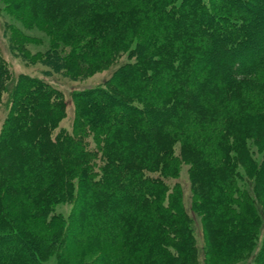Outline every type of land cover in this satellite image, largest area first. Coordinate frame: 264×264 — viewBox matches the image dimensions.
Returning a JSON list of instances; mask_svg holds the SVG:
<instances>
[{"label":"trees","instance_id":"trees-1","mask_svg":"<svg viewBox=\"0 0 264 264\" xmlns=\"http://www.w3.org/2000/svg\"><path fill=\"white\" fill-rule=\"evenodd\" d=\"M12 2L73 46L68 56L53 47V72L85 77L136 46L104 85L73 94L72 131L60 126L62 92L15 78L0 58V191L39 213L24 227L0 199V264H44L51 249L57 264H76L74 242L123 247L122 264H185L194 217L168 182L183 165L212 246L264 264V239L251 238L254 222L264 233V0ZM68 200L78 210L64 220L56 207Z\"/></svg>","mask_w":264,"mask_h":264},{"label":"rangeland","instance_id":"rangeland-1","mask_svg":"<svg viewBox=\"0 0 264 264\" xmlns=\"http://www.w3.org/2000/svg\"><path fill=\"white\" fill-rule=\"evenodd\" d=\"M260 10L264 11V4L262 3H260ZM260 34H262L261 27H259L256 31V36ZM57 37H59V33H57L54 28L49 25H43L32 19L30 16H27L21 10L17 9L12 0H0V58H2L7 63L15 78H18L21 75L36 77L46 81L62 92L67 104L68 116L62 120L60 126L64 129L72 131L75 113V103L72 97L73 94L88 88H96L98 86L104 85L114 75V73L119 70L120 67L129 62L130 58L132 59L131 52H134L136 45H132V47L127 52L117 57L115 61L104 66H100L98 69L91 71L88 70L87 74L85 72L82 73L85 75V77H81L71 73L68 66L66 67L68 70H61L56 73L44 63V61H47L52 57L51 52L55 46L59 47L57 52L62 53L65 56H68L72 51L73 46H68L57 42ZM217 57L219 59L223 58L219 55ZM43 58H45V60ZM49 63H51V61ZM77 63H80L79 60ZM52 64L54 63L52 62ZM47 73L49 75H47ZM7 101L8 97L5 96L4 103L0 109V133L4 123L6 122L9 112L7 108ZM248 145L251 148L250 151L255 155V158L261 161L262 155L258 154L255 144L249 141ZM177 152H179L178 149ZM1 158L4 159L3 156H1ZM177 177L178 178L176 179L168 180L170 189L173 190L177 184L182 186L181 195L185 203L184 206L189 215L194 217L193 230L195 233L196 252L194 253L193 258L186 261L185 264H245L244 253L241 254L239 252H235L233 255L227 256L224 255L220 250L216 249L215 246H212V243L209 239L208 230L206 231L205 229L207 227L205 226L203 218L197 216L193 210L192 199L194 197L193 189L190 184L189 167L187 165H183L181 167L180 173L177 174ZM77 180H79V178H76L75 184H77ZM0 199L3 201L4 205L7 207V210L19 224L28 228L34 227L33 224L35 221H33V218L36 217V215L39 216L38 209L34 207L32 209L30 208L29 210V207L25 206V203H22L23 206L26 207L23 210V206H21L23 198L18 193L5 189L0 191ZM11 203L15 205H13L14 208L11 207ZM26 204L31 203L26 201ZM76 210H78V205L76 202L73 200H68L67 202H63L56 207V215H60L64 220H69L72 212L74 211L75 213ZM248 218L252 220L250 215ZM252 233L253 237L251 238H254V243L255 240L258 239V236H260L258 245L261 246V243L264 239V233L260 234L255 222L252 227ZM74 244L75 245L72 247V249L75 251L70 252L72 254L71 262L73 261L76 264H97V262L100 260L105 262L107 259H109V257H113L117 264H122L123 261L127 260L126 257L128 253L125 256L123 253L126 252L125 248L120 246L86 248L82 245H79L77 242H74ZM255 248H257V246H255ZM250 250L252 249H249L247 254L250 252ZM55 252V249H51L49 251L44 264L58 263L57 254H54ZM69 253L66 254L65 258H68ZM136 255L137 254H130L128 258H133ZM179 263L180 261H169V264Z\"/></svg>","mask_w":264,"mask_h":264}]
</instances>
